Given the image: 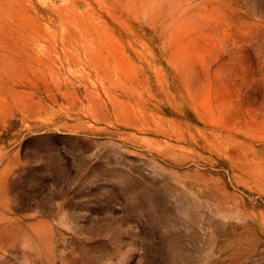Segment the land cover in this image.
I'll list each match as a JSON object with an SVG mask.
<instances>
[{
  "label": "rangeland",
  "instance_id": "1",
  "mask_svg": "<svg viewBox=\"0 0 264 264\" xmlns=\"http://www.w3.org/2000/svg\"><path fill=\"white\" fill-rule=\"evenodd\" d=\"M0 264H264V0H0Z\"/></svg>",
  "mask_w": 264,
  "mask_h": 264
}]
</instances>
